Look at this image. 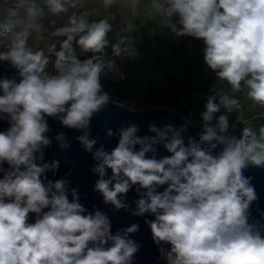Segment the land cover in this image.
I'll list each match as a JSON object with an SVG mask.
<instances>
[{
  "label": "clouds",
  "instance_id": "1",
  "mask_svg": "<svg viewBox=\"0 0 264 264\" xmlns=\"http://www.w3.org/2000/svg\"><path fill=\"white\" fill-rule=\"evenodd\" d=\"M8 3L0 0V62L20 80L0 79V119L10 124L0 131V165H9L0 179V264H132L140 247L130 238L137 224L112 234L109 217L88 212L68 181L47 179L59 161L43 162L52 143L46 117L83 133L76 139L96 161L94 190L105 203L128 210L124 197L136 186L140 198L132 215L155 217L145 223L157 245H171L160 248L166 264H264V235L249 223L257 195L243 175L249 165L264 167V126L257 131L241 121L246 126L239 137L226 135L228 114L241 109L240 100L212 87L199 114V140L188 137L185 144L186 124L149 125L154 135L143 137L133 124L117 130L114 149L101 145L93 152L99 137L90 138L91 119L111 102L102 77L111 71L124 78L107 56L110 46L115 55L121 51L110 35L119 27L112 11L118 0H100L104 14L92 20L80 13L86 0H48L49 15L63 17L60 24L48 20L50 32L46 14L32 3L14 31ZM152 6L174 36L203 42L204 63L218 82L234 93L246 90L264 109V0H152ZM134 28L128 22L123 30ZM43 33L47 50H34L30 39ZM222 108L225 114L217 117ZM107 135L114 133L108 129ZM55 139L61 149L69 147L64 133ZM161 144L170 155L157 159ZM29 213L36 214L35 223H28Z\"/></svg>",
  "mask_w": 264,
  "mask_h": 264
},
{
  "label": "rangeland",
  "instance_id": "2",
  "mask_svg": "<svg viewBox=\"0 0 264 264\" xmlns=\"http://www.w3.org/2000/svg\"><path fill=\"white\" fill-rule=\"evenodd\" d=\"M29 3L46 14L44 23L49 32L52 30L48 25L49 19H57L58 24L62 22L63 17L49 15L48 0H9L8 23L14 31L19 30L17 21L26 20ZM112 11L116 15L115 23L119 25L110 34L112 44H119L121 51L115 55L110 46L107 56L124 77L114 76L111 71L102 77L103 88L112 101L135 111L171 109L200 127L199 114L204 111L205 98L215 86L239 99L242 105L240 110L228 114L226 135L239 137L246 126L241 121L250 122L257 131L264 126V109L247 99L246 90L234 93L226 82H218L215 73L204 63L203 42L192 37L174 36L164 26L163 17L153 10L152 0H118ZM80 13L89 20L104 14L100 0H86ZM128 22L135 26L131 32L123 30ZM47 39V33H43L41 37L34 36L29 43L34 50L44 48L46 51ZM0 64L10 67L4 62ZM221 114H225L223 108L216 116Z\"/></svg>",
  "mask_w": 264,
  "mask_h": 264
},
{
  "label": "water",
  "instance_id": "3",
  "mask_svg": "<svg viewBox=\"0 0 264 264\" xmlns=\"http://www.w3.org/2000/svg\"><path fill=\"white\" fill-rule=\"evenodd\" d=\"M12 78L19 82L20 77L16 70L0 64V79ZM115 101L109 102L101 111L94 114L90 122V138L99 137L97 144L93 148L96 151L103 145L106 151H111L116 147L119 141L118 129L128 127L129 125H136L138 127L137 135L143 137L145 135L152 136L154 133L148 131L149 125H155L160 128L171 124L176 128L181 125L187 126V131L183 134L185 144H187L188 137L199 140L201 127L188 123L181 115L177 114L171 109L167 108H149L139 111H130L127 106L120 107ZM124 105V104H123ZM49 132L48 137L52 143L44 149L43 162L50 163L52 160L59 161V167L55 172L48 171L45 176L48 180L64 179L68 181V189H77L80 203L87 209L88 212L99 210L105 213L111 221V232L115 234L118 230L130 227L132 224H137L139 230L130 234V238L137 242L140 247L134 255L132 264H166V260L162 258L160 248L165 251L170 250V244L157 245L153 238L151 229L145 220H154L155 217L151 214H145L143 217L132 215V210L136 208L135 200L140 196L136 192V186L124 197L129 209H115L111 204L105 203L103 196L94 190L95 182L99 178L98 174L92 171L96 161L92 157V153L86 151L79 141L76 139L83 133L80 130L71 129L61 124L59 119L46 117ZM10 127L6 118L0 119V131H6ZM111 129L113 136L108 137L107 130ZM64 133L66 139L69 141V147L61 149L55 137ZM137 150L139 146L137 145ZM222 145L212 150L213 155H217ZM156 158L160 159L164 156H169L170 153L163 147V145L156 146ZM151 157V153L148 154ZM39 163V161H38ZM0 179L3 178L5 171L9 170V165L5 162L0 165ZM107 175L111 176V170H107ZM243 175L249 178L250 184L255 189L257 199L252 202L249 209V223H257L261 234L264 235V167H257L249 165L243 170ZM165 186L157 189L163 191ZM69 199L71 200V192L69 191ZM45 209L44 211H47ZM36 214L29 213L28 223H35ZM110 243V242H109Z\"/></svg>",
  "mask_w": 264,
  "mask_h": 264
},
{
  "label": "built area",
  "instance_id": "4",
  "mask_svg": "<svg viewBox=\"0 0 264 264\" xmlns=\"http://www.w3.org/2000/svg\"><path fill=\"white\" fill-rule=\"evenodd\" d=\"M202 98H203V97H202ZM231 129L234 130L235 128H234V127H233V128L231 127Z\"/></svg>",
  "mask_w": 264,
  "mask_h": 264
}]
</instances>
